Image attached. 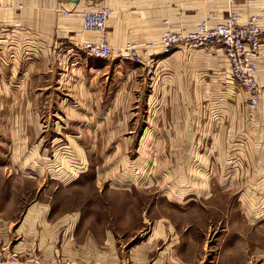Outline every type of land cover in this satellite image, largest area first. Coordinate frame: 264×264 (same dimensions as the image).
<instances>
[{
  "label": "rangeland",
  "instance_id": "obj_1",
  "mask_svg": "<svg viewBox=\"0 0 264 264\" xmlns=\"http://www.w3.org/2000/svg\"><path fill=\"white\" fill-rule=\"evenodd\" d=\"M213 18L210 11L200 23ZM170 22L166 30L196 26ZM24 26L0 23L1 218L53 198L121 220L118 234L136 236L112 246L125 261L264 264L261 254L251 258L264 253L263 85L249 109L228 61L208 54L220 45L174 56L161 51L164 32L135 34L114 47L133 45L138 58L96 61ZM190 53L195 61H181ZM157 219L166 225L148 244ZM176 235L177 252L166 251Z\"/></svg>",
  "mask_w": 264,
  "mask_h": 264
},
{
  "label": "crops",
  "instance_id": "obj_2",
  "mask_svg": "<svg viewBox=\"0 0 264 264\" xmlns=\"http://www.w3.org/2000/svg\"><path fill=\"white\" fill-rule=\"evenodd\" d=\"M211 1L96 0L94 3L88 0H0V23L3 25L7 21L22 26L28 25L29 27L24 26L28 27V33L45 34L52 40H66L80 48L84 42L99 41L98 33L83 30L82 13L89 9L90 3L92 10L109 6L113 14L107 24V36L110 44L116 46L125 44L135 34L147 40L156 39L166 30L165 19L173 21L170 22L173 28L195 26L211 11L214 16L210 20L211 25L223 22L230 10L228 0H215L213 5ZM230 2L229 6H233L232 8L240 13L242 22L255 16L258 23L264 27V0ZM179 49L181 50H175L174 56L182 54L180 52L184 50H190L186 46ZM208 50L210 56L216 58L222 55V60L227 61L222 47ZM190 54L181 61H195L194 53ZM170 58L172 56L160 61H169ZM257 65L258 78L264 86V46L257 59ZM6 206L7 204L0 202V216ZM1 217L0 250L12 251L20 257L41 256L49 261L62 260L76 264H147L136 257H131V261L122 259L116 248L112 247L113 244L133 240L136 236L128 234L129 239L125 233L119 235L120 225H123L121 220L96 216L87 205L67 207L64 202L51 198L28 203L22 209L21 217L16 220ZM165 225L164 219H157L150 225V232L146 236L140 235L145 236V239L147 237V243L152 244L159 240L156 237H161V228ZM134 230V227L132 230L127 229L126 233ZM177 237L176 235L173 240L170 239L171 244L166 251L177 252ZM144 245L133 246L130 253L142 251L146 248ZM153 245L155 246V243ZM258 254H261L259 258L264 257L262 251H256L251 258L254 260ZM252 263L251 260L250 264Z\"/></svg>",
  "mask_w": 264,
  "mask_h": 264
},
{
  "label": "built area",
  "instance_id": "obj_3",
  "mask_svg": "<svg viewBox=\"0 0 264 264\" xmlns=\"http://www.w3.org/2000/svg\"><path fill=\"white\" fill-rule=\"evenodd\" d=\"M67 14V12H65ZM113 14L112 8L103 6L98 10L82 13L83 30L99 34V41L84 42L80 49L86 54L100 59L139 57L136 47L128 45L114 47L108 41L107 24ZM240 13L231 9L226 19L216 25L208 21L198 23L193 29L164 31L160 48L162 53L170 52L181 46L204 48L220 45L230 66V75L234 83L248 93V108L255 110L261 101L262 85L258 78L257 59L264 46V27L257 17L240 20ZM154 42L148 44L145 54L152 58ZM0 264H76L67 261H49L40 256L20 257L12 251L0 250Z\"/></svg>",
  "mask_w": 264,
  "mask_h": 264
},
{
  "label": "water",
  "instance_id": "obj_4",
  "mask_svg": "<svg viewBox=\"0 0 264 264\" xmlns=\"http://www.w3.org/2000/svg\"><path fill=\"white\" fill-rule=\"evenodd\" d=\"M72 1H74V2H75V1H78V0H72Z\"/></svg>",
  "mask_w": 264,
  "mask_h": 264
}]
</instances>
